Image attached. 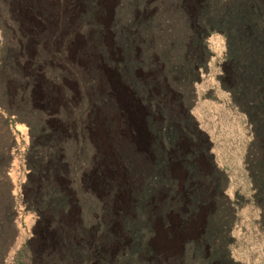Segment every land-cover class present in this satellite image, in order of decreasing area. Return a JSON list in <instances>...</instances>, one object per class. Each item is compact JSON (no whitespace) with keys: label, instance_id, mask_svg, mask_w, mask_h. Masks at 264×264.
<instances>
[{"label":"rangeland","instance_id":"1","mask_svg":"<svg viewBox=\"0 0 264 264\" xmlns=\"http://www.w3.org/2000/svg\"><path fill=\"white\" fill-rule=\"evenodd\" d=\"M177 3L178 0H0V91L3 81L13 74L11 51L19 46L24 57L18 64L24 66L25 73L31 74L28 58L46 68V75L37 78L38 86L31 88L32 100L27 102L31 111L7 112L3 108L6 102L0 97V148L6 141L3 119L10 120L14 136L7 175L13 187L17 230L4 264H32L35 244H30L32 250L25 244L34 235L38 215L23 203L24 185L33 180L29 167L32 150L42 140L57 138L63 120L70 117L76 128L79 122L85 123L80 136L76 129L73 139L65 140L64 155L71 163L73 184L83 200L80 221L87 228L96 226L108 256H122L123 264H143L141 251L125 253L114 238L122 230L119 212L123 216L131 214V196L123 186L126 177L119 157L132 160L138 169L149 167L152 143L146 130L144 105L115 65L125 59L117 45L118 26L124 30L133 20L156 32L158 25L163 26L161 21L169 24L165 39L154 40L151 51L141 49L130 62L135 75L155 79L159 70L153 65L161 63L163 41L170 45L162 71L176 63L178 52L189 38ZM201 50L204 57L198 74L187 85L184 107L208 136L214 163L226 176L222 194L233 208L230 257L241 264H264V220L250 172L254 125L227 81L226 36L219 31L205 35ZM165 83L172 87L167 80ZM154 90L159 92L160 88L155 86ZM45 97L48 103L42 109L40 102ZM169 97L174 102L176 92L170 91ZM100 170L105 180L120 177L121 182L108 189ZM172 173L177 178L181 176L176 167ZM198 230L194 225L169 236L158 223L154 239L163 253H180L184 236H196Z\"/></svg>","mask_w":264,"mask_h":264},{"label":"trees","instance_id":"2","mask_svg":"<svg viewBox=\"0 0 264 264\" xmlns=\"http://www.w3.org/2000/svg\"><path fill=\"white\" fill-rule=\"evenodd\" d=\"M176 9L186 22L189 38L185 48L178 52L176 63L163 71L170 44L162 42L165 48L160 53L161 63L153 65L159 70L155 79L135 75L130 62L141 49L151 51L154 40L165 39L169 24L161 21L163 26L158 25L156 32L133 20L124 30L118 26L117 45L125 59L115 65L144 105L146 130L152 143L149 167L138 169L132 160L119 157L126 177L123 186L131 196V214L123 216L119 212L122 230L114 238L125 253L141 251L143 264H241L230 257L228 250L233 208L222 194L225 173L207 150L208 136L184 105L187 85L198 74L204 57L202 38L214 31L223 33L228 45V84L254 125L250 172L264 220V0H178ZM11 56L15 63L13 74L3 81L0 91L6 102L3 108L7 112H29L31 88L38 86L37 78L46 75V68L28 58V75L24 66L18 64L24 57L20 46L11 51ZM166 80L172 87L168 88ZM155 86L160 88L159 92L154 90ZM172 90L176 92L174 102L169 101ZM47 103V97L41 99L42 109H46ZM73 119L63 120L57 138L42 140L32 150L29 167L33 180L24 185L23 203L38 219L34 235L25 247L32 250L30 244H35L32 264H123L122 256H108L104 252L96 226L87 228L80 221L83 200L73 184L71 163L64 155L65 140L73 139L76 129L80 136L85 123L79 122L76 128ZM3 125L6 141L0 148V264H4L17 235L13 187L7 175L14 136L8 118L3 119ZM99 156L102 158L101 153ZM175 166L180 167V178L172 173ZM99 175L108 189L121 182L120 177L105 180L101 170ZM158 223L169 236L194 225L199 230L196 236H184L180 253L165 254L154 239Z\"/></svg>","mask_w":264,"mask_h":264},{"label":"flooded vegetation","instance_id":"3","mask_svg":"<svg viewBox=\"0 0 264 264\" xmlns=\"http://www.w3.org/2000/svg\"><path fill=\"white\" fill-rule=\"evenodd\" d=\"M186 111L188 112L187 108H186ZM210 149H211V144L209 143L208 148H207V150H208L209 153H210ZM175 167L180 170V167H178V166H175Z\"/></svg>","mask_w":264,"mask_h":264}]
</instances>
